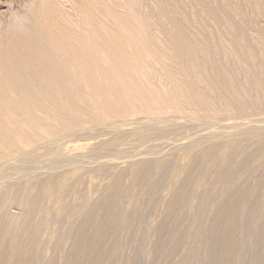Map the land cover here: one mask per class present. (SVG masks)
<instances>
[{
	"label": "rangeland",
	"instance_id": "1",
	"mask_svg": "<svg viewBox=\"0 0 264 264\" xmlns=\"http://www.w3.org/2000/svg\"><path fill=\"white\" fill-rule=\"evenodd\" d=\"M233 1L238 2L0 0V59L7 55L4 49L12 45L10 38L18 36L31 39L29 42L33 46L46 49L45 45H48L47 50L54 49L52 53L40 47L41 60L46 59L45 62L50 57L48 52L63 60L78 61L77 50L62 47L58 40L55 46L52 45L49 35L57 33L66 38L63 39L68 45L83 41L91 52L88 59L102 62L99 68L93 69L90 79L84 76L90 83L80 75L83 66L77 68L73 63H63L65 88L70 90L45 75L41 68L37 71L45 76L35 81L20 69L25 84L18 94L10 90L14 84L9 73L18 67L17 63L0 62V196L14 183L50 178L47 185L52 190L50 200L56 203L50 204L48 212L52 223L44 229L43 236L51 238L46 246L53 255L57 249V264H65V251L71 244L67 230L81 224L90 208L95 209L97 223L101 205L112 198L110 189L120 177L127 188L123 197L125 212L130 213L139 203H143L148 211V235L138 244L140 264L151 263V243L157 238L156 225L171 212L174 222L180 219L178 213L182 210L176 211L172 204L175 197H188L186 226L189 230H198L201 224L204 227L214 224V200L226 196L227 184L213 180L211 174L223 165L221 154L228 148L227 141H241L237 149L240 159L250 152L256 154L259 140L264 135V108H251L244 113L223 106L218 108L215 83L209 79V75L216 73L215 61L219 63L218 49L224 41L227 47L224 67L231 77L237 76L246 87L244 91L240 85L243 97L252 95L242 79L244 68L234 65L229 54L235 27L227 17L241 22L256 44L260 34L257 35L255 27L262 26L264 30V17L260 14L262 18L259 19L258 14L262 12L255 6L256 0H242L247 3L243 9L235 8ZM224 3L227 5L221 8ZM50 8H54L52 16H49ZM47 15L54 21L50 24L51 29L43 23ZM219 15L224 18L222 21ZM75 37L78 38L76 43L72 42L73 39L77 41ZM179 38L202 55L204 51L207 56L214 55V60L202 61L199 71L195 69L197 74L194 75L191 69L192 75L189 74L190 67L184 65L186 70L183 59L177 54L183 45ZM98 74H107L108 78L101 76V80ZM26 84L40 88L31 90ZM204 94L209 98L207 101ZM235 146L230 145L231 148ZM198 162L204 169L200 183L192 186L186 177L194 173ZM145 164L151 166L148 180L152 178L151 182H155V179L163 178V188L159 189L151 182L135 181L137 168ZM246 174L247 169L241 168V177ZM250 182L264 186V173L259 178H250ZM211 183H216V192L201 208L200 198ZM19 188L20 191L23 189L21 194L19 190L15 191L18 188L13 190L19 197L32 189ZM7 204L5 209H0V216H7L5 219L13 223L25 219L27 209L18 198H10ZM241 233L243 238L245 233ZM55 237L60 242L52 248ZM197 238L189 237L184 248L192 246ZM182 248L171 253L172 264H184ZM164 249L169 251L168 242ZM210 249H213V242L202 240L201 251L186 264H211ZM247 249L243 262L248 264L251 251ZM111 264L126 263L123 258L116 257Z\"/></svg>",
	"mask_w": 264,
	"mask_h": 264
},
{
	"label": "bare ground",
	"instance_id": "2",
	"mask_svg": "<svg viewBox=\"0 0 264 264\" xmlns=\"http://www.w3.org/2000/svg\"><path fill=\"white\" fill-rule=\"evenodd\" d=\"M233 4L235 8L243 9L247 3H244L242 0H238V2L235 1V3L233 1ZM226 5L227 4L224 3L221 4L220 7L222 8ZM255 6L258 7L259 12H262L259 13L258 16L261 14L264 17V0H256ZM48 11L49 16L54 15V8H50ZM49 16L47 15L46 20L43 22L44 26L48 28L50 27V24L54 22L53 18L52 20L49 19ZM219 16L220 20L222 21L224 18L221 15ZM227 18L231 24L233 23V27H235V38L234 42L229 45L231 47L229 54L234 60V65L244 68L245 76L243 75L244 77H242V79L245 80L247 87L252 91V95H250V97L248 95L243 97V94L240 91V79H238L237 76L231 77L226 67H224V55L227 53V47H225L226 43L224 44V41H222L221 46L218 49L219 63L218 60L215 61L217 66L216 73H214L212 76L209 75V79L215 83V90L218 97V101L216 100L217 107L220 108L223 106L227 109H237L242 113L251 108H256L257 110L263 109L264 30L262 29V26L255 27V30L257 29L256 31L258 33L257 35L260 34L258 41L259 47L257 45L258 43L256 44L252 42L249 34H247L245 27L241 22L234 20L231 16ZM261 18L262 17L259 19ZM55 21L57 27V20L55 19ZM104 32L105 31H103V33ZM103 33L102 35L105 36L106 33ZM49 36V40L53 43L52 45L55 46L58 40V43L62 47L66 49L77 50L78 61L76 60V62H73L69 58L63 60L61 57L59 58L56 56V54L50 55L51 53L48 52L47 54L50 57H48V62H45L46 59L41 60L43 59L41 58V50L45 48L40 46L42 48L40 49L39 46H33V44H30L29 42L31 39L26 40L25 38H20L18 36L11 37L9 41L12 43V45L10 48L8 47L7 49H4V52L7 53V55H4L5 58H2V54V59H0V62L2 61V63L13 62L15 64L17 63L18 66L9 72L11 75L9 76L12 79L10 77L9 78L14 84L12 85V83H10L12 85H10V90H14L18 94L20 88L22 89L24 87L25 82L22 79V71L20 69H23L26 74L28 73V76L32 77L31 80L33 79L35 81L45 74L55 81H59V83L61 82L62 86L65 88L67 83H64L65 72L63 70V63H73L76 67L78 65L83 66L82 69L80 68V75L82 78H84V76H88L87 78H89L90 75L93 74V69L100 67L102 63L98 61L100 59H97L95 62L88 59L90 58L89 55H91V52L85 44H82L83 41L79 40L82 45H78L80 42L77 44L76 42H78V38L75 37V40L77 41H74L73 39L72 42H75L77 45L74 43H72L73 45L70 43V45H68V41L64 40L66 38H64L62 34V37L57 35V33L50 34ZM105 40L107 39L105 38ZM180 40L184 46L182 45L180 48L177 47V49L179 48V52H177V54L183 59L182 61L180 58L183 62V66L186 65L187 67H190L188 70L187 67L184 66L186 70L189 71V74H191L192 71L194 75L197 74L195 69L199 71L198 67L202 65L205 60H214V55L208 54L207 56L205 55L206 51H204V55H202L198 49L186 46L184 39ZM110 43L112 44L111 39ZM113 43L115 44L116 42L114 41ZM52 45H50L51 48ZM45 46L48 48V45ZM120 46L122 45L120 44ZM47 48L45 49L46 52L48 50L51 52L54 50L53 48V50H47ZM38 68H41V70H39L43 71L44 74H41V72L37 71ZM190 69L192 70L191 72ZM101 76L98 74L97 77H100L102 80L107 76V74L102 76L103 78H101ZM86 79L84 78L85 81L89 80L90 78L87 80ZM93 79L91 78V80ZM100 79L98 78V80ZM86 83L90 82L87 81ZM91 83V85H93L94 81ZM33 84L35 85V83ZM27 87L29 86L27 85ZM35 87L36 86L31 85L29 88L35 91L40 88L37 86L38 88L36 87V90ZM245 88L242 86V90L245 91ZM67 89L70 90V88ZM212 89L214 90V88ZM205 98L206 101L209 99L207 95H205ZM240 142L241 141L239 139H230L227 141L228 148L226 151L223 150L224 153L221 154V163H223V165L220 167V169L211 174V178L213 180L227 184L226 196L222 198H216L214 200V205L216 206L213 214L215 220L214 224L212 226L208 225L207 227H204V225L201 224V227L199 226L198 230H189L186 226L188 197L184 195L175 197V200L172 204L176 211L178 209L182 210L181 213H178L180 219L174 222L172 220L173 213L168 212L169 214L166 217L164 216L163 220H161L156 225L157 238L151 243L152 258L150 264H172L171 253L178 251L182 247L181 259L182 262L186 264L191 257H194L198 251H201L200 249L202 247V240L213 242V249H210V252L208 253V258L211 264H247L243 262L245 254L244 250L246 247H248V249L251 251V259L249 260L250 263L248 262V264H264V186L250 182V178H259V176L264 173V135L259 140L260 146L257 147L256 154L254 152H250L238 159L240 150L237 149ZM231 144H236V146L231 148ZM224 146L226 145L224 144ZM233 160L235 163L232 162ZM229 163H233L234 165L229 166ZM243 167L247 169V174L245 177H241L240 175L241 168ZM150 168L151 166L149 164H145V166L141 168L138 167L135 172V181L150 183L152 179L151 178L150 181L148 180V172ZM202 168L204 169V166L201 162L195 164L194 173H189L186 177L189 185L195 186L200 183L203 173ZM155 180V182L151 183L159 189L161 187L163 188V178ZM48 181H51L49 177L37 179L34 182H27L24 184L14 183L11 186L9 185L10 187L8 190L4 191V193L0 196V209H5L6 205L8 206L7 203L10 198H18L23 206L27 209V215L25 219L22 221L18 220L15 223L5 219L7 214L3 213L6 216L5 218L0 216V264H57L56 256L59 255L57 254V249H55L56 253L53 255V253L50 252L49 248L46 246L47 242L51 241V238L47 239L48 237L45 238L43 236L45 235L44 229L52 223V218L49 217V208L52 202V200H50V195L52 194V190L47 187L49 183ZM23 186L29 189L32 188L33 190L31 189L29 192L24 193L21 197L16 196L13 190L18 188L15 191H20L19 187ZM110 190V195H112V198L104 205H101V214L97 223H95V209L90 208L87 212V215L85 216V220L81 224L76 227H71L69 230H67L68 235L66 236L71 237V244L68 248L66 247L67 249L64 256L65 264H111V262L116 257L123 258L126 264H140L139 259L141 254L138 244L142 240L146 239L148 235V211L146 210V207H144L143 203H139L134 206L130 213L127 211L125 212L123 207V197L125 196V191L127 188L125 189L124 187L122 177H120L114 183ZM22 191L19 193L21 194ZM214 192H216V183H211L208 186L206 193L200 198L201 208L204 207L206 200L211 195H213ZM116 196L120 197L118 198ZM53 202L56 203L55 200ZM178 216H176V218ZM199 221L201 220L199 219ZM112 232L114 234H112L113 236L110 235ZM243 232L245 234L243 238H241L240 233L243 234ZM194 236L198 237L195 243H193L189 248L186 247L187 249L184 248L188 238ZM130 241H132V244H129ZM57 242L58 241L56 238L55 243H51L52 246L55 244V247H57ZM167 242L170 244L169 251L164 249V244ZM55 247L53 246L52 248ZM49 253H51V255H49Z\"/></svg>",
	"mask_w": 264,
	"mask_h": 264
}]
</instances>
